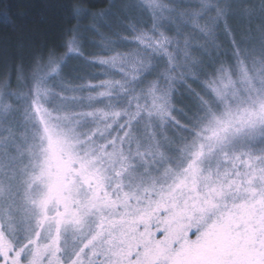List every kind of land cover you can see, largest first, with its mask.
<instances>
[{
    "label": "snow or ice",
    "instance_id": "snow-or-ice-1",
    "mask_svg": "<svg viewBox=\"0 0 264 264\" xmlns=\"http://www.w3.org/2000/svg\"><path fill=\"white\" fill-rule=\"evenodd\" d=\"M112 15L0 74V264H264V0Z\"/></svg>",
    "mask_w": 264,
    "mask_h": 264
},
{
    "label": "trees",
    "instance_id": "trees-1",
    "mask_svg": "<svg viewBox=\"0 0 264 264\" xmlns=\"http://www.w3.org/2000/svg\"><path fill=\"white\" fill-rule=\"evenodd\" d=\"M76 8L91 15L73 18ZM109 11H114L113 0H0V74H13L41 51L63 55L68 30L85 31L93 17ZM118 16L108 18L117 24Z\"/></svg>",
    "mask_w": 264,
    "mask_h": 264
},
{
    "label": "rangeland",
    "instance_id": "rangeland-1",
    "mask_svg": "<svg viewBox=\"0 0 264 264\" xmlns=\"http://www.w3.org/2000/svg\"><path fill=\"white\" fill-rule=\"evenodd\" d=\"M130 2H131V0H113L114 11H112L111 13L113 15H115V14L118 15L119 14L118 22H119V20L122 19V16L120 15L122 6L125 3H130ZM192 2H194V0H174V3L177 4V5L187 4V3H192ZM101 23H104L106 25L112 26L113 28H115L116 25H117L116 23L112 22L110 20V18H108V17H101ZM234 23H236V22H234ZM90 27H88L87 29H89ZM100 31L101 32H106L107 28H101ZM80 35L84 38L82 43H84L86 45V47L84 49L86 52L97 51L96 48L92 47V45L97 42V37L94 36L92 32L85 30V31H82L80 33ZM79 67H80L79 61L73 60V61H70L68 63L67 71L79 70Z\"/></svg>",
    "mask_w": 264,
    "mask_h": 264
}]
</instances>
